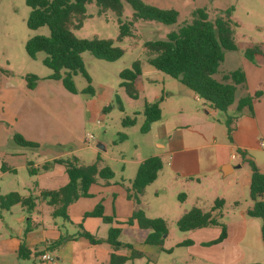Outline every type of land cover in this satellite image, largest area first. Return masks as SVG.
Here are the masks:
<instances>
[{
  "label": "crops",
  "instance_id": "1",
  "mask_svg": "<svg viewBox=\"0 0 264 264\" xmlns=\"http://www.w3.org/2000/svg\"><path fill=\"white\" fill-rule=\"evenodd\" d=\"M172 30L170 28L169 32ZM4 74L1 70L0 168L5 164L8 169L0 172V196L16 192L22 197L31 195L37 199L30 212L20 205L4 211L11 215L16 211L20 213L15 218L14 236L10 235L13 222L8 221L3 226L0 213V264H30L33 260L40 264H106L113 252L112 247L107 243L91 245L87 240L77 237V234L82 229L95 238L105 239L110 228L120 229L119 239L123 231L141 233L144 249L132 247L141 250L144 258L150 254L156 260L158 253L163 251L162 247L145 244L149 231L139 229L136 222L127 224L132 213L140 209L146 218H160L166 223L169 219L177 221L191 208L208 211L211 207L206 206L214 204L216 200L223 202L220 219L225 207H234L238 211L233 216V220L238 219L232 220L234 224L231 230L236 239L235 248L229 252L225 248L224 243L230 234L228 226L225 239L213 245L206 244L218 239L221 232L219 227L189 232L187 241L191 243L185 247L197 258L196 264H264L261 223L259 219L246 215L252 206L251 201L245 203L243 208L240 205L246 192L249 193L251 172L250 169L245 170L244 163L238 162V157L247 165L248 161H252L258 171L264 174V163H259L255 157L258 150L264 151L260 147V143H264V109H253L250 111L252 114L244 110L233 117L230 125L232 131L228 135L225 123L215 117L216 111L205 104L202 113L194 109L193 103L200 99L190 90H181L175 100H172L171 93L167 94L159 104L161 119L153 123L146 133L150 135L153 146L148 155L140 157L136 153L134 159H126L120 152V156H105L104 160L99 155L107 153V145L100 142L105 147L103 151L95 147L97 157L91 164L96 163L98 168L109 167L114 177L106 186L97 179L89 188V197L79 198L69 205L67 215L70 222L59 218L66 223L67 226H64L55 220L48 221V218H57L51 216L53 207L40 199L39 194L41 191H55L64 187L68 182L65 169L60 164H53L46 171H42L41 167L54 160L72 158L78 164H84L80 154L89 149L87 145L90 143L85 141L86 123L93 121L97 124L100 112L108 108L106 104L110 102L112 93L110 90L105 92L101 101L88 99L81 92H68L61 81L49 79L51 74L39 78L34 89L29 90L25 81L15 84L6 79ZM252 90L245 77L244 85L237 87L235 100L238 102L257 91ZM159 98L155 96L153 102ZM15 134L37 144V147L18 146L13 140ZM125 139H128L127 135ZM239 152H243L244 157ZM150 157H158L162 169L156 180L145 188L139 204H136L129 199L128 190L138 166ZM107 161L119 165L118 174ZM29 169L36 173L30 175ZM229 176L232 178L227 181ZM180 190L185 191L182 201L178 200L169 206L159 203L165 195L174 197ZM149 195L157 200L155 205L149 203ZM262 201L264 203V194ZM99 204L103 208V215L113 219L110 224L103 223L101 218L84 217ZM61 236L71 239L57 249L49 250L50 244ZM21 238L32 252L25 260L17 257ZM252 238L254 245L251 243ZM116 253L129 255L125 249ZM41 255H49L54 262L41 261Z\"/></svg>",
  "mask_w": 264,
  "mask_h": 264
},
{
  "label": "trees",
  "instance_id": "2",
  "mask_svg": "<svg viewBox=\"0 0 264 264\" xmlns=\"http://www.w3.org/2000/svg\"><path fill=\"white\" fill-rule=\"evenodd\" d=\"M124 2L129 4L132 9L129 21H122ZM25 4L30 9L26 27L29 30H37L41 27H46L49 30L48 36H34L26 41L24 49L27 56L34 59L38 53H43L45 57L41 62L51 71L49 79L61 81L63 87L73 94L77 93L73 77L80 74L88 83L83 92L93 95V90L89 86L90 80L84 67L83 53L87 52L95 59L106 62H115L124 53L121 48L115 45L113 40L97 37L80 39L75 36L74 31L82 27L83 20L87 17V5L94 4L98 9V15L107 11L115 15L119 30L117 42L126 37H134L132 28L134 23L139 21L157 22L164 26H173L178 22V13L175 10L160 9L141 0H25ZM232 26L230 10L224 15H217L211 21L205 10L197 9L191 14L189 22L181 25L177 30L168 32L165 39L142 42L146 61L155 70L177 80L197 98L204 101L209 109L227 112L235 100L237 87L245 83V75L240 70L223 75L220 79L215 78L217 69L223 61V53L237 50ZM254 54L263 53L257 46L245 51V55L249 59ZM140 75L141 63L138 60L134 61L130 68L123 69L118 74L120 86L131 100H137L139 97L134 83ZM24 81L26 88L32 90L36 86L38 78L34 75H26ZM162 100L163 96L158 101L144 103L142 111L144 122L140 128L141 134H146L151 125L161 119L159 104ZM237 106L238 110L246 107L251 111L252 100L249 96L239 99ZM232 120L233 118L230 117L225 122L228 135L232 131L230 127ZM121 124L123 127L134 126L135 119L124 118ZM13 140L21 147H37V144L25 140L18 134L13 136ZM239 154L244 157L243 152H239ZM53 164H60L64 167L68 182L58 190L41 191L39 198L44 200L48 206L53 207L51 213L53 218H61L68 223L70 222L67 215L68 206L79 198L89 197V188L96 183L97 179L102 180L103 185L106 186L114 177L109 167L98 168L96 163L80 165L74 158L58 159L45 163L41 170L46 171ZM248 166L251 172L249 199L252 206L246 211V215L249 218L259 219L264 246V203L262 201L264 174L258 171L252 161H248ZM7 169V166L3 164L0 172L3 173ZM161 169L162 164L158 157H150L144 160L138 166L131 188L128 190L129 199L139 204L145 188L156 180ZM28 172L30 175L36 173L31 169ZM36 199L31 195L22 197L16 192H11L0 196V211H8L12 206L20 205L27 212H30L35 207ZM183 199L184 195H181L179 200L182 201ZM222 207L223 202L216 200L208 211L191 208L176 221L177 229L182 233H189L203 228L219 227L221 232L218 239L210 244L220 243L226 237V226L219 222ZM84 217L101 218L105 224H110L113 220L103 215V208L100 204L93 211L86 213ZM133 222H136L139 229L149 231L144 240L145 244L161 247L163 237L167 234L164 220L146 218L144 213L138 209L132 213L127 224ZM119 236V228H110L105 239L95 238L82 229L77 234V237L87 240L91 245L107 243L112 247L113 252L106 264H125L145 257L132 245L121 243ZM68 239L71 237L61 236L53 241L48 249H57ZM190 243L186 240L181 243V246ZM120 249L128 250L129 255L116 253ZM31 254L32 252L21 238L17 257L25 260ZM35 254L37 255V253Z\"/></svg>",
  "mask_w": 264,
  "mask_h": 264
},
{
  "label": "rangeland",
  "instance_id": "3",
  "mask_svg": "<svg viewBox=\"0 0 264 264\" xmlns=\"http://www.w3.org/2000/svg\"><path fill=\"white\" fill-rule=\"evenodd\" d=\"M142 2L158 7L160 9H173L178 13V22L173 26H164L157 22H142L134 23L132 31L134 37H126L120 42H117L119 33L117 18L115 15L107 11L98 15V9L94 4L86 6V18L83 20L82 27L75 30L74 34L80 39H91L97 37L99 39H110L115 42V45L123 50V56L115 62H106L95 59L89 53L82 54L84 67L87 76L89 77V86L93 90V95L84 93L83 91L88 86L86 80L77 74L73 77V83L76 91L81 92L85 98H92L96 101H101V97L105 92L112 93L110 102L106 104L107 109H103L99 116V124L93 121L87 122L84 133L90 134L93 139L85 151L81 152L83 165H90L96 161L97 154L94 153L97 142L106 144L107 153L105 156H120V152L126 159H134L136 153L140 157L148 155L149 151L153 150L152 140L150 135L141 134L140 128L144 122L142 114L143 105L147 102H153L155 96L165 97L171 93L175 100L181 90L189 92L187 88L182 86L177 80L155 70L146 61V54L142 47V42L145 40H163L166 37V32L169 29L177 30L181 25L187 23L191 19V14L197 9H203L208 15L209 20H213L217 15H224L228 10L231 12V20L233 23L234 39L237 46L236 51H225L223 53V61L220 63L216 79L222 74H228L237 70L244 73L248 87L257 90L249 95L252 100V109H264V0H141ZM30 9L26 6L25 0H0V70H3L6 79L19 84L24 82L26 75H34L38 79L44 78L51 74V71L42 64V59L45 57L43 53H38L34 59L27 56L24 45L26 41L34 36H48L49 30L46 27H41L37 30H29L26 27ZM132 14V9L129 4L124 2L122 21H129ZM158 28L159 30H157ZM258 47L263 54H254L251 59L247 58L245 51L254 47ZM141 63V75L135 80V88L139 94L137 100L129 99L123 88L120 86L119 72L123 69H128L134 61ZM1 74V73H0ZM110 90V91H109ZM252 90V91H253ZM184 95L182 94V97ZM190 101V100H189ZM196 108L202 113L204 101L198 100L193 103ZM238 102L234 100L233 104L227 112L216 111V118L225 123L227 118L235 117L241 114L244 110L248 114H252L248 108L244 107L241 110L237 109ZM124 118H134L135 125L131 127H123L121 122ZM128 139H125V136ZM124 137V138H123ZM123 138V139H121ZM135 147L137 150H135ZM256 160L264 163V151L258 150L255 153ZM105 160V159H104ZM239 163L245 164V170H249V166L238 157ZM112 165L115 173L119 172V165L107 161ZM227 181L232 177H227ZM99 180V179H98ZM181 195L185 196V191L180 190L174 197L165 195L160 204L174 205L178 202ZM149 203L155 205L157 200L147 197ZM249 193L246 192L244 198L241 199L240 205L245 207V203L249 202ZM174 202V203H173ZM213 204L206 207L210 208ZM241 208V209H242ZM234 207H225L222 209V219L219 222L226 227H230V234L226 241L225 248L228 250L235 248V236L231 232L233 216L237 215V210ZM3 226L8 221L13 222L11 236L15 235L16 223L15 218L20 215L19 212H14L12 215L8 212H1ZM37 216L36 213H33ZM235 218L234 220H237ZM55 220L58 224L67 226L61 219H50L49 222ZM233 220V221H234ZM228 223H231L229 225ZM167 234L162 240L163 251L159 252L158 259L155 256H146L143 259H136L127 264H196L197 258L188 251V248L181 246V243L187 240V233H182L177 229L176 221L169 219L166 222ZM68 229V228H66ZM122 243H129L144 249L142 244L141 233L131 231H123L120 239ZM208 242L206 245H213ZM254 245V239L251 240ZM246 249L247 246L243 245ZM138 250V249H136ZM141 251V250H138ZM30 264H40L34 261Z\"/></svg>",
  "mask_w": 264,
  "mask_h": 264
},
{
  "label": "built area",
  "instance_id": "4",
  "mask_svg": "<svg viewBox=\"0 0 264 264\" xmlns=\"http://www.w3.org/2000/svg\"><path fill=\"white\" fill-rule=\"evenodd\" d=\"M99 123H100V122L97 121V124H99ZM92 139H93V136L90 135V134L86 135V137H85V141H86V142H89V141H91ZM260 147H261L262 149H264V143H260ZM232 158H234V157L232 156ZM39 258H40V260L43 261V262H49V263H53V262H54V259H53L52 257H50L49 255H41Z\"/></svg>",
  "mask_w": 264,
  "mask_h": 264
},
{
  "label": "water",
  "instance_id": "5",
  "mask_svg": "<svg viewBox=\"0 0 264 264\" xmlns=\"http://www.w3.org/2000/svg\"><path fill=\"white\" fill-rule=\"evenodd\" d=\"M95 147H96V149H98L100 151L105 150V147L100 142H97Z\"/></svg>",
  "mask_w": 264,
  "mask_h": 264
}]
</instances>
